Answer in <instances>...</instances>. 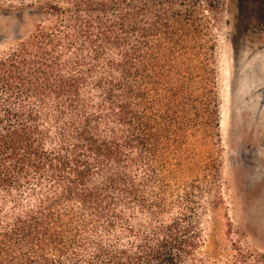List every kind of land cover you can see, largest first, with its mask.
<instances>
[{"label":"trees","instance_id":"1","mask_svg":"<svg viewBox=\"0 0 264 264\" xmlns=\"http://www.w3.org/2000/svg\"><path fill=\"white\" fill-rule=\"evenodd\" d=\"M33 1L43 21L0 57V264H199L188 215L126 213L154 210L136 169L219 132L223 3Z\"/></svg>","mask_w":264,"mask_h":264},{"label":"rangeland","instance_id":"2","mask_svg":"<svg viewBox=\"0 0 264 264\" xmlns=\"http://www.w3.org/2000/svg\"><path fill=\"white\" fill-rule=\"evenodd\" d=\"M221 2L213 26L219 132L193 138L180 161L173 156L159 163L153 177L146 167L136 169L154 210L135 206L126 215L131 225L148 229L186 214L200 240L199 264H232L242 257L247 260L241 264H256L264 255V0ZM43 19L33 0H0V57ZM124 241L129 246L134 237Z\"/></svg>","mask_w":264,"mask_h":264},{"label":"bare ground","instance_id":"3","mask_svg":"<svg viewBox=\"0 0 264 264\" xmlns=\"http://www.w3.org/2000/svg\"><path fill=\"white\" fill-rule=\"evenodd\" d=\"M258 116V115H257Z\"/></svg>","mask_w":264,"mask_h":264}]
</instances>
